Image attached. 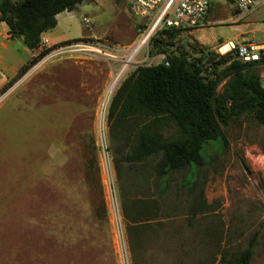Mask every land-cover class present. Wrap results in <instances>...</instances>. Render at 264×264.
I'll return each mask as SVG.
<instances>
[{"label":"rangeland","instance_id":"374dc122","mask_svg":"<svg viewBox=\"0 0 264 264\" xmlns=\"http://www.w3.org/2000/svg\"><path fill=\"white\" fill-rule=\"evenodd\" d=\"M130 1H85L57 15L34 51L18 40L0 48V264H223L253 236L250 264H264V126L253 114L222 129L224 148L208 146L192 184L186 166L163 191L159 159L125 162L129 128L107 120L121 82L160 55L263 43L264 7L237 13L213 0L204 28L142 48L104 105L137 42ZM258 72L264 87V65ZM133 169L145 176L136 181Z\"/></svg>","mask_w":264,"mask_h":264},{"label":"trees","instance_id":"16d2710c","mask_svg":"<svg viewBox=\"0 0 264 264\" xmlns=\"http://www.w3.org/2000/svg\"><path fill=\"white\" fill-rule=\"evenodd\" d=\"M90 0H0V23L11 36L22 38L25 48L34 51L41 45V36L52 30L56 16L72 12L76 6ZM179 30L165 31V38L156 37L150 43L158 47L172 45ZM78 39L67 41L77 42ZM51 48L44 49L35 61ZM192 58L179 51L168 56L169 63L139 66L129 74L112 95L107 120L110 126L124 128L120 140L127 148L124 161L140 163L158 158L159 177H169L183 167L197 166L208 146L220 152L233 118L253 114L264 126V87L258 69L259 62L243 63L234 50L225 55L205 52ZM210 72L202 75L203 65ZM221 82L222 91L217 92ZM176 129L166 136L167 128ZM190 184L195 181L196 171ZM256 236L247 247L223 264H250L254 256ZM223 259V257H222Z\"/></svg>","mask_w":264,"mask_h":264},{"label":"built area","instance_id":"2783aa9c","mask_svg":"<svg viewBox=\"0 0 264 264\" xmlns=\"http://www.w3.org/2000/svg\"><path fill=\"white\" fill-rule=\"evenodd\" d=\"M228 2L237 13L264 7V0H228ZM212 3L213 0H131L128 11L136 20L137 35L134 47H139L141 50L149 45L151 39L165 38V31L174 29L181 32H192L204 28ZM84 21L88 22L86 19ZM227 44L230 46L228 52L234 50L235 58L243 63L259 62L264 59V42L258 44L249 41L238 45ZM218 52L220 55L226 54L220 53L219 49ZM159 57L166 66L169 65L165 56L160 55ZM194 59L195 57H192L189 61L193 62ZM203 68L202 75L211 71L209 65L204 64Z\"/></svg>","mask_w":264,"mask_h":264},{"label":"crops","instance_id":"0c3cea01","mask_svg":"<svg viewBox=\"0 0 264 264\" xmlns=\"http://www.w3.org/2000/svg\"><path fill=\"white\" fill-rule=\"evenodd\" d=\"M0 31L2 33V37L5 40V41H0V48L3 49L4 51H7L9 49V44H11V42L14 41V40H18L19 44L22 43V38L16 37V36H11L8 33L7 27L3 23H0ZM263 75H264V73H263ZM2 78L3 77H0V81H1ZM137 164H139V163H136V165ZM140 164H141V162H140ZM140 171L141 170L137 169V172H136V170L133 169V170L129 171V173L131 175H133V176L135 174L137 175V173H138L139 175H137V177H136V181H138L137 178H142V177L145 176V174L143 172H140ZM140 173H142V174H140ZM155 177H157V179H158L157 182H158L159 191L165 190L166 187H167V179H168V177H159V175H157V176L155 175ZM131 196L132 195L130 194L129 197H131Z\"/></svg>","mask_w":264,"mask_h":264},{"label":"bare ground","instance_id":"6f19581e","mask_svg":"<svg viewBox=\"0 0 264 264\" xmlns=\"http://www.w3.org/2000/svg\"><path fill=\"white\" fill-rule=\"evenodd\" d=\"M226 46L222 47L220 50V53H227L229 51V48L225 51H223L225 49ZM140 51L139 47H132L130 49V52L127 56L126 61L123 63L122 67L120 68L119 72L117 73L116 77L111 81L110 85L108 86L106 92H105V96H104V105L107 104L109 98L111 97V94L117 84V82L119 81L120 77L124 74V72L129 68V65L133 62L135 56L137 55V53ZM104 107V106H103ZM103 109V108H102Z\"/></svg>","mask_w":264,"mask_h":264}]
</instances>
